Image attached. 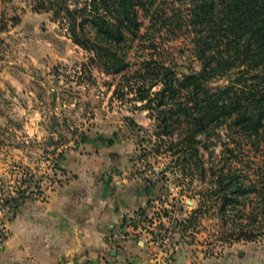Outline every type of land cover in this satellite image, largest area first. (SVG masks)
I'll list each match as a JSON object with an SVG mask.
<instances>
[{"label":"trees","instance_id":"trees-1","mask_svg":"<svg viewBox=\"0 0 264 264\" xmlns=\"http://www.w3.org/2000/svg\"><path fill=\"white\" fill-rule=\"evenodd\" d=\"M72 4L38 0L34 9L52 10L65 36L88 54L86 64L114 75L108 83L111 100L133 101L134 109L147 111V129L124 117L142 150L141 160L169 156L175 167L166 169L174 170L173 177L178 168L182 180L191 184L199 178L208 186L194 194L198 207L176 223L196 228L200 215L220 212L222 242L255 240L251 225L264 216V0H182L176 9L156 0ZM180 35L198 68L182 71L177 63L170 40ZM86 139L82 134L80 141ZM67 143L63 138L56 148ZM246 146L260 154L257 179L238 169L253 162L246 158ZM58 157L64 160L65 149ZM35 180L22 179L15 194L3 199L12 218L28 195L41 193V179ZM144 180L155 186L156 181ZM32 182L37 191L30 189ZM233 210L247 222L237 219L224 229Z\"/></svg>","mask_w":264,"mask_h":264},{"label":"rangeland","instance_id":"rangeland-1","mask_svg":"<svg viewBox=\"0 0 264 264\" xmlns=\"http://www.w3.org/2000/svg\"><path fill=\"white\" fill-rule=\"evenodd\" d=\"M37 1L0 0V245L10 238L14 218L3 199L15 194L16 186L30 176L44 179L39 184L41 193L36 196L45 198L53 189L78 178L69 168L74 163L92 165V175L117 184L119 194H128L129 186L132 193L141 188L138 192L144 203L130 216H124L125 229L121 231L120 223L115 227L116 232L138 238L145 234L152 245L163 233L162 250L168 264H173L178 254H188L191 264H198L201 258L221 254L227 245L241 243L227 244L220 240L224 233L219 230V224L225 221L220 212L200 215L196 228H183L176 223L198 207L199 196L194 194L208 186L199 178L191 184L189 180H182L178 168H175L178 176L173 177L174 170L166 169L169 165L175 167L169 156L141 160L142 150L124 117L132 118L138 127L147 129L151 127L147 111L134 109L133 101L111 100L113 86L109 87L108 83L114 75L87 65L88 54L65 36L52 10L34 9ZM73 1L69 0L71 7ZM156 1L176 9L182 0ZM170 42L182 71L191 66L198 68V63L185 50L184 35ZM139 133L144 134L141 130ZM82 134L87 135L85 142L80 141ZM63 138H67V145L56 148V143ZM62 149H65L64 160L58 157ZM245 149L246 158L250 157L254 163L238 164V169L248 173L251 179H257L255 167L260 154L247 146ZM52 162L63 164L62 170L55 174ZM145 178L156 181L155 186ZM34 185L36 182H32L31 187L37 191ZM148 185L149 193L145 190ZM228 219L230 223L225 224L224 229L230 228L237 219L247 222V218L238 217L235 210ZM251 227L257 238L245 242L262 245L264 216H259Z\"/></svg>","mask_w":264,"mask_h":264},{"label":"crops","instance_id":"crops-1","mask_svg":"<svg viewBox=\"0 0 264 264\" xmlns=\"http://www.w3.org/2000/svg\"><path fill=\"white\" fill-rule=\"evenodd\" d=\"M69 168L78 174L76 180L45 198L32 193L24 199L11 221L10 238L0 245V264H164V254L145 234L140 239L117 236L115 227L144 203L141 188L134 194L129 186V193L122 195L117 184L93 176L92 165L74 163ZM174 257L173 264L192 263L188 254ZM198 264H264V242L227 245Z\"/></svg>","mask_w":264,"mask_h":264},{"label":"built area","instance_id":"built-area-1","mask_svg":"<svg viewBox=\"0 0 264 264\" xmlns=\"http://www.w3.org/2000/svg\"><path fill=\"white\" fill-rule=\"evenodd\" d=\"M1 201H2V199H1ZM9 211V210H8ZM122 231V230H121ZM121 231H119V232H117V235H119V237H125V235L124 234H122L121 233ZM161 235H160V237L159 238H156L155 240H154V244H155V246L164 254V255H166V253L165 252H163V243H164V241H165V238L163 237V233H160ZM164 264H168V261H166L165 260V262H164Z\"/></svg>","mask_w":264,"mask_h":264}]
</instances>
